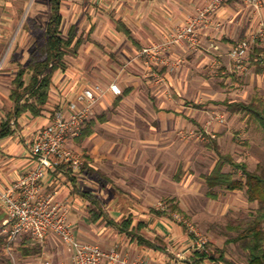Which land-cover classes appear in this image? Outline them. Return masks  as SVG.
Returning a JSON list of instances; mask_svg holds the SVG:
<instances>
[{
	"label": "rangeland",
	"instance_id": "obj_1",
	"mask_svg": "<svg viewBox=\"0 0 264 264\" xmlns=\"http://www.w3.org/2000/svg\"><path fill=\"white\" fill-rule=\"evenodd\" d=\"M253 1L257 0H227L220 10L231 16V25L223 23L217 12L213 18L216 23L197 28L198 46L187 42L173 46L153 60L142 55L145 48L160 46L165 40L148 44L123 60L124 66L134 68L137 73H133L138 77L137 92L121 106L111 105L104 112L108 123L99 125L95 136L85 142L75 138L67 145L80 156L84 166L95 168L94 177L108 190L120 192L114 199L122 195L133 206L151 209L152 213H156L153 210L168 211L170 217L166 218L183 228L192 241L190 254L197 258L198 252L206 250L209 255L219 257L220 250L227 246L226 258L233 264H248V253L238 243H226L252 222L257 204L249 202L245 191L217 188L214 192L218 198L209 197L204 177L218 162L216 151L210 148L211 139L219 143L222 152L247 163L251 171L264 168V133L256 125H249L243 114L234 115L223 105L225 101L248 103L256 95L264 97V73L258 74L249 61L259 47L263 49L264 66V0H259V7ZM78 5V2L63 0L62 34L65 37L74 24L80 26L84 36L88 35L90 20L80 17ZM51 15V0H0V82L8 77L4 72L13 66H5V62L12 64L13 56L16 61L25 62L36 45L45 40L44 31ZM29 19L42 29L25 31ZM202 30L205 31L200 35ZM209 32L220 33L217 38L208 36V42L213 41V45L220 47L219 51H206V43H209L202 40ZM244 42L247 48L241 53L239 46ZM87 50L95 52L96 48L89 45ZM72 59L68 56L66 62ZM28 78L27 84L30 76ZM156 108L180 115L157 112ZM225 171L234 169L227 166ZM117 184L120 187H114ZM173 202L181 213L170 212ZM101 207L109 211L103 204ZM190 226L199 237L191 232ZM94 229L95 237L117 242V229L103 225ZM51 237L53 250L44 249L24 259L19 247L7 248L8 257L17 264L24 260L73 264L69 247L55 235ZM200 240H206L207 244L197 252ZM114 246L117 245L100 247L108 250ZM183 255L178 252L171 256L180 260ZM206 261L207 264L218 263Z\"/></svg>",
	"mask_w": 264,
	"mask_h": 264
},
{
	"label": "crops",
	"instance_id": "obj_2",
	"mask_svg": "<svg viewBox=\"0 0 264 264\" xmlns=\"http://www.w3.org/2000/svg\"><path fill=\"white\" fill-rule=\"evenodd\" d=\"M72 1L79 3L80 17L83 16L86 18L85 20H90L88 21L90 26L88 35L84 36L80 26L73 25L78 28V38L81 40L78 56L77 58L72 57L74 59L71 61L76 62L69 60V63L66 62V69L55 74L49 102L44 107L43 115L33 117L27 113L19 119L14 117L12 121L14 133L0 137V192L37 167V162L31 154L35 133L40 127L51 122L56 111L66 110L75 96L86 87L99 84L108 88L112 82H116L123 90L124 95L117 96L109 93L96 104L83 130L84 132L93 123V133L82 142L95 136L97 127L108 123L107 114L104 112L111 105L121 106L130 100L133 92H137L139 83H137L138 77L133 75V73L137 74L135 69L124 66L121 62L129 59L137 50H141L148 44L167 41L170 31L189 24L198 15V10L208 6L211 0ZM62 8L63 0L60 13L64 23ZM94 11L95 13H93ZM218 14L223 23L231 25L229 14L227 15L221 10ZM29 20L33 21V19ZM29 20L24 26L25 31H27L26 25ZM119 26L126 28L131 33V38L125 35ZM204 31L202 30L200 35H203ZM212 32L207 33L202 41L206 43L209 35L217 38L220 34L217 32L214 35ZM231 33L229 32L228 35L231 36ZM67 37L68 35L65 38ZM224 41L231 43V41ZM208 43L209 45L206 43V51L211 53L210 50H220L219 46L213 45V41ZM89 45L95 46L96 51L87 50ZM32 52L29 53L25 62L16 61L15 56L12 57L14 58L12 64L5 62V66H13L4 72V75L8 76L5 78L6 80L0 82V127L7 115L15 112L16 103L11 99L13 83L20 68L27 66ZM104 57H108L109 60H105ZM29 76L31 78V74L26 76V84ZM156 111L180 115L176 111L163 108H156ZM16 121L19 125H15ZM72 139L75 138L69 140ZM76 139L80 141L79 138ZM90 160L93 161L91 157ZM88 166L94 172L83 171L82 168L73 170L71 175L68 170H58L57 168L50 171L41 183V194L48 195L56 192L57 200L68 207L69 223L79 241L106 247L117 245L114 247H117L131 263L143 260L145 264H207L206 259L201 260L199 257L196 258L193 253L190 254L189 246L193 244L183 228L173 224L171 219L152 213L151 209L133 206L122 195L120 199H114L115 195L117 193L119 195L120 192L110 189L109 191L105 184L94 177V174L97 173L95 168ZM177 180H180L178 175ZM109 181L112 182V180ZM114 187L120 186L117 184ZM82 191L98 197L101 200V205L103 204L109 210L106 212L101 206L97 208V211L102 213V217L97 223L92 221L90 213L91 209L95 207L92 206L88 197L82 195ZM6 220V211L0 204V264H17L15 259L11 260L8 257L10 251H7L8 234L4 225ZM128 220H131L132 223L126 230L124 223ZM97 225L117 229L119 234L117 242L112 243L107 238L95 237L93 234ZM51 236L53 235H49L44 241H37L24 235L16 241L12 249L19 247L23 252L24 259L32 258L44 249H55L51 242ZM69 250L71 249L69 248ZM178 252L184 254L180 260L171 256L172 254L176 256ZM194 256L195 258H193ZM18 264L42 263L39 260H24Z\"/></svg>",
	"mask_w": 264,
	"mask_h": 264
},
{
	"label": "built area",
	"instance_id": "obj_3",
	"mask_svg": "<svg viewBox=\"0 0 264 264\" xmlns=\"http://www.w3.org/2000/svg\"><path fill=\"white\" fill-rule=\"evenodd\" d=\"M225 2L227 0H211L189 24L173 29L164 44L149 46L142 51V55L147 60H153L173 46L186 42L198 46L197 28L216 23L213 18ZM253 3L259 7V0ZM219 27L220 23L217 25ZM246 48V42L239 46L241 53ZM109 93L122 96L123 90L117 83H112L108 88L99 84L84 88L66 110L56 111L51 122L36 131L31 154L37 167L0 192V204L7 214L4 225L7 228L8 249L12 250L16 241L24 235L37 241L55 235L73 252V264H145L143 260L129 262L117 247L104 250L98 245L79 241L69 223V209L57 200V193L41 194V183L50 171L62 165L73 170L84 166L80 156L67 148L68 140L83 135L84 125L92 115L93 108ZM190 229L199 237L192 226ZM206 244V240H200L196 251H202Z\"/></svg>",
	"mask_w": 264,
	"mask_h": 264
},
{
	"label": "trees",
	"instance_id": "obj_4",
	"mask_svg": "<svg viewBox=\"0 0 264 264\" xmlns=\"http://www.w3.org/2000/svg\"><path fill=\"white\" fill-rule=\"evenodd\" d=\"M62 0H52L53 11L52 17L46 27L45 40L36 45L32 52L30 60L26 67H21L16 79L14 80V88L12 90L11 99L16 103V109L13 114L7 115L0 127V137H6L13 132V118L19 119L24 114H31L33 117H41L44 107L48 104L53 79L58 71L66 69V57L72 56L77 58L81 46V40L78 38L79 30L76 26H72L65 38L62 34L63 16L61 15ZM26 29L30 32L32 29H42L34 21L29 20ZM119 29L131 38V33L124 27ZM262 48H255L250 56V65L258 74L264 73L262 61ZM31 74L30 83L26 84V76ZM223 105L234 115L243 114L247 118L249 125H256L264 133V97L256 95L250 102H223ZM18 121V120H17ZM15 122V125H19ZM93 133V123L83 132V141ZM210 148L216 151L218 162L212 171L204 177L205 183L209 189L208 196L214 199L218 195L214 192L220 188L230 192L245 191L249 202L257 204L256 213L253 215L252 222L241 232L236 238L229 240L227 244H240L242 249L248 253V264H264V168L253 172L245 162L236 161L232 155L222 152L221 146L216 140L210 141ZM229 166L234 169L233 172H226L225 168ZM68 170L72 175V168L60 166L58 168ZM83 171L94 172L85 164ZM241 174L242 177H237ZM82 195L88 197L94 209L90 213L92 221L97 223L102 213L97 211L101 206V200L86 192ZM157 215L170 217L168 211H156ZM170 212L181 213V210L174 202L171 205ZM132 221L128 220L124 223V228L128 230ZM130 235V233H129ZM131 236H133L131 234ZM136 237V236H133ZM150 245V244H149ZM152 246V245H151ZM227 246L220 250V256L209 255L208 252H198L197 256L201 260L209 259L220 264H233L226 258Z\"/></svg>",
	"mask_w": 264,
	"mask_h": 264
}]
</instances>
